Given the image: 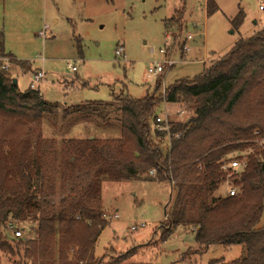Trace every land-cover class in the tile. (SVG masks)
Segmentation results:
<instances>
[{"label": "trees", "instance_id": "trees-1", "mask_svg": "<svg viewBox=\"0 0 264 264\" xmlns=\"http://www.w3.org/2000/svg\"><path fill=\"white\" fill-rule=\"evenodd\" d=\"M216 10L208 0L206 13ZM243 20L239 12L234 27ZM180 22L182 15L172 17L164 28L180 31ZM3 44L0 33V57H10ZM10 63L25 70V62ZM1 66L0 227L10 219L22 225L23 232L24 226L35 228V237L18 239L13 247L0 233V253L29 261L21 264H79L86 259L90 264V249L105 227L102 181L143 179L168 182L174 193L164 213L166 225L160 227L161 242L176 227H190L198 245L191 255H201L211 245H243V258L209 264H264V227H257L264 210V21L201 75L167 86L164 98L156 83L154 92L142 99L119 95L112 105H78L64 111L63 120L71 114L104 121L115 115L120 137L114 140L44 139L43 117L52 116V109L38 91H19ZM163 102L184 103L191 114L185 124L171 125V135L178 138L170 141L154 129ZM234 158L246 162L242 172L228 178L236 194L216 197L228 176L222 167ZM151 170L154 178L143 177ZM77 175L81 181L74 191L57 204L47 201L58 182ZM71 249H77L76 263L69 260ZM131 257L127 252L119 260L97 264H121ZM186 257L178 264H196Z\"/></svg>", "mask_w": 264, "mask_h": 264}, {"label": "rangeland", "instance_id": "rangeland-1", "mask_svg": "<svg viewBox=\"0 0 264 264\" xmlns=\"http://www.w3.org/2000/svg\"><path fill=\"white\" fill-rule=\"evenodd\" d=\"M207 1L0 0V33L4 37V52L10 56L0 57L1 68L8 65V70H2L16 80L21 92L31 89L33 73L43 72L36 91L53 113L43 117L41 133L44 139L59 142V139L50 138L67 134L80 140L118 139L120 128L115 115L105 121L103 117L98 118L100 121L94 118L84 125L79 120L63 124L60 119L69 107L112 105L115 96L142 99L152 94L161 80L150 81L146 72L152 64L165 60L160 50L173 46L168 50V58L175 65L163 76L167 87L178 80H191L201 75L240 37H250L263 25L264 12L258 11V0H212L217 10L211 15L206 13ZM177 12L180 16L175 15ZM239 12L243 13L244 20L235 28L233 20ZM181 15L182 30L166 31L165 21L175 16L179 19ZM171 34L175 35L174 41ZM188 34L193 35V40L188 42L189 52L180 56ZM120 48L125 58L116 57L115 52ZM11 60L25 62V70L10 63ZM71 66L76 71L73 72ZM181 108L188 112L184 103L169 109L173 124H185L190 117L188 112L189 115L178 118L176 112ZM71 115L68 118L80 117ZM59 128H64L63 132ZM149 172L143 177L154 178ZM79 176L58 182L53 193L47 195V201L57 204L74 191L81 181ZM229 184H221L215 196L225 197ZM173 196L168 182L102 181L105 227L94 248L90 249L93 255L90 264L119 260L127 252L132 253V257L121 264H178L184 255L187 261L196 264H209L212 260L230 263L245 256L243 245H211L201 255H191L198 245L190 227H176L170 237L161 242L163 229L160 227L166 225L164 213ZM137 222L146 226L132 232L130 226ZM9 223L18 229L22 225L9 219L0 227L2 238L15 247L19 240L12 238L5 229ZM257 227H264V210ZM22 228L24 237L20 239H34L35 228L32 231L29 226ZM75 252L77 249L69 251L71 263H76ZM13 261L17 264L29 262L22 256L0 253V264H13ZM79 264H87V259Z\"/></svg>", "mask_w": 264, "mask_h": 264}, {"label": "built area", "instance_id": "built-area-1", "mask_svg": "<svg viewBox=\"0 0 264 264\" xmlns=\"http://www.w3.org/2000/svg\"><path fill=\"white\" fill-rule=\"evenodd\" d=\"M258 11L259 12H264V0H258ZM193 29L196 31L198 30L197 27H193ZM172 40L174 41L175 35L171 34ZM168 38V37H166ZM193 40V35L192 34H188L186 35L183 44H182V49H180V56L182 55V53L184 55H187L189 52V47H188V42ZM167 43V42H166ZM173 47V46H172ZM172 47H167V49L164 50H160V53L164 55L165 60L163 62H158V63H154L152 64L146 72V77L152 81L155 80V82L157 81V79H160L161 83H159L160 85V94L161 96L164 98L165 96V89L166 86L164 85V75L167 72L168 69H171V67H173L175 65L173 60H170L169 57V52L168 50L171 49ZM116 57H122L125 58L124 52L123 50L117 49L115 52ZM8 65H5L2 67L3 70H8ZM71 70L74 72L76 71L75 67L71 66ZM44 74L41 71H37L35 73H33L32 76V80L30 83V88L33 90H36L37 85L39 84V82L43 79ZM163 77V79H162ZM175 104H168L166 102H163L162 107H161V111L160 113L157 115V117L155 118V123H154V129L158 132L161 133H166L167 134V139L168 141L171 140V137L174 138H178V135L176 136H172L170 129H171V125L173 124V122L170 119V115H169V109H171V106H174ZM187 116L189 115L188 112L186 110H184V108L179 109L176 112V116L178 118H181L182 116ZM246 168V162L244 160H238V159H231L227 164H225L222 167V170L224 172L228 173L227 176V180L225 182H228V178L231 177L232 175H237L238 173L242 172L244 169ZM149 174L154 177L155 176V171L151 170L149 172ZM230 186H228L227 192H226V196L229 197H233L236 194V190L235 188L229 184ZM115 218H117V215L114 216ZM146 226L145 223L142 222H137L134 223L130 226V230L132 232L138 231L141 228H144ZM8 232L11 233L12 238L14 239H20L24 237V232L23 230H20L18 228H16L13 224H7L6 228Z\"/></svg>", "mask_w": 264, "mask_h": 264}, {"label": "crops", "instance_id": "crops-1", "mask_svg": "<svg viewBox=\"0 0 264 264\" xmlns=\"http://www.w3.org/2000/svg\"><path fill=\"white\" fill-rule=\"evenodd\" d=\"M257 28H260V27H257ZM257 30V29H256ZM241 38V37H240ZM70 121V120H79L80 122H81V124H85L86 122H89L90 120H91V118H88V119H86V118H77V117H72V118H66V119H60V121L61 122H63V124L66 122V121ZM75 122V121H74ZM84 122V123H83ZM73 124V123H72ZM71 126V125H70ZM59 130H60V132H63V130H64V128H59ZM68 136H66V137H61V138H50V139H59L60 141L61 140H73V139H75V140H80V139H76V138H70V134H67ZM92 137V136H91ZM92 138H94V137H92ZM45 139H49V138H45ZM83 140V139H82Z\"/></svg>", "mask_w": 264, "mask_h": 264}, {"label": "water", "instance_id": "water-1", "mask_svg": "<svg viewBox=\"0 0 264 264\" xmlns=\"http://www.w3.org/2000/svg\"><path fill=\"white\" fill-rule=\"evenodd\" d=\"M13 85H17V82H16V80H13Z\"/></svg>", "mask_w": 264, "mask_h": 264}]
</instances>
